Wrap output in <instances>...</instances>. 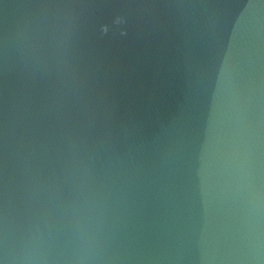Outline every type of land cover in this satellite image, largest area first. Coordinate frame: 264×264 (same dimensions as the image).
Instances as JSON below:
<instances>
[{"label":"water","instance_id":"1","mask_svg":"<svg viewBox=\"0 0 264 264\" xmlns=\"http://www.w3.org/2000/svg\"><path fill=\"white\" fill-rule=\"evenodd\" d=\"M0 264H264V0H0Z\"/></svg>","mask_w":264,"mask_h":264}]
</instances>
